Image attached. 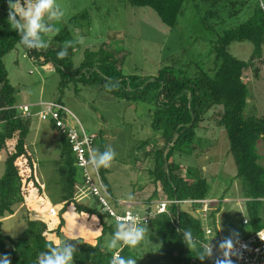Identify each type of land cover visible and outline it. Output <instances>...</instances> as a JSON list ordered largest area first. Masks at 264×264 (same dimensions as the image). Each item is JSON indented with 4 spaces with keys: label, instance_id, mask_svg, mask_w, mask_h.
<instances>
[{
    "label": "trees",
    "instance_id": "obj_1",
    "mask_svg": "<svg viewBox=\"0 0 264 264\" xmlns=\"http://www.w3.org/2000/svg\"><path fill=\"white\" fill-rule=\"evenodd\" d=\"M185 1L128 0V3L149 7L163 24L173 27L184 11ZM198 1L206 6L201 20L207 28L215 29L208 51L213 56L211 69L204 68L199 62L180 64L177 57L169 56L160 63L155 74H125L122 72L124 56L107 49L105 42L96 49L86 48L83 57L74 66L72 59L77 45L71 26L76 18L84 19L86 12L69 18L57 31L54 30L46 42L47 49H27L21 44L16 30L6 32L0 29V151L7 148L9 142L12 143L0 175V254L8 255L11 264H38V257L47 252L49 246L64 242H52L48 234L56 237L61 235L66 223L64 212L69 205L88 219L96 218L99 227L97 236H89L91 244L85 245L80 237L66 239L76 248L74 264H110L113 255L117 254L136 261L138 259V247L131 249L119 246L112 251L103 247L105 237H112L117 221L103 210L96 196L90 194L92 203L77 199V185L83 183L82 173L75 164V153L65 134L58 132L54 122L49 120L51 129L58 133L61 141L57 160L61 205L55 213L56 224L48 227L46 220L38 216L28 220L27 227L15 237L1 231V218L13 214L15 205L30 200V189L35 190L37 195L42 192L35 176V161L26 142L29 115H24L18 109L14 87L3 64V57L17 45L22 46L27 56L36 63L53 66L59 74L60 90L69 82H79L96 86L97 90L119 99L144 101L151 105L148 109L150 125L153 130H159L162 143L154 150L156 156L153 168L149 170L154 189L148 201L161 195V198L171 202L167 204L166 211L152 216L149 213L154 209L149 204L144 214L147 219L136 223L146 225L145 235L153 245L150 255L146 254L148 258H144L147 264H151L148 262L150 257L153 259V254L161 263L214 264L217 258L215 253L203 261L198 258L201 245L210 244L216 250H223L219 248V244L226 240L223 236H232L234 244L264 228V164L257 150L258 142L264 140V113L257 115L252 107L245 113L250 81L244 79V74L248 72L250 80H257L264 65V5L259 2L247 19L219 31L218 25L225 24L226 17L234 16L246 1L193 0L196 7ZM236 42L252 44L249 57L240 59L231 54L230 45ZM66 46L67 56L58 58L57 53ZM53 102L64 106L59 99ZM210 110H215L217 125L225 130L228 152L236 169L235 177L243 190L247 220H242V223L247 224L249 229L244 238L237 232L234 214L229 208L221 207V200H217L214 209L204 211L209 229V233L206 232L203 220L196 212L203 211L202 200H207L208 183L200 173V168L185 166L174 157L176 154L198 156L194 151L197 146L194 143L196 131ZM94 135L93 146L97 144V151H104L103 144L98 142L100 136ZM143 142L149 143V139ZM105 171L103 167L99 169L103 180ZM113 201L108 203L116 214L123 215L126 210H131L128 205L119 207L126 203ZM47 211L44 208L42 213ZM219 212L222 214L220 232L216 229V214ZM133 213L137 214L136 211ZM183 231L192 233V245L188 246L184 242Z\"/></svg>",
    "mask_w": 264,
    "mask_h": 264
},
{
    "label": "rangeland",
    "instance_id": "obj_2",
    "mask_svg": "<svg viewBox=\"0 0 264 264\" xmlns=\"http://www.w3.org/2000/svg\"><path fill=\"white\" fill-rule=\"evenodd\" d=\"M245 1L246 4L241 6L239 12L226 17L225 24L218 25L219 31L244 21L253 13L259 2L262 4L261 0ZM35 2L36 0H18V6L27 9L29 5L34 6ZM197 4L196 7L193 0H186L183 13L175 25L169 27L163 24L155 11L149 7L132 6L128 0H56V5L64 12V16L57 21L50 17L49 12L42 13L40 23L45 30H38V35L42 41L47 42L54 30L57 31L69 18L86 12L84 19L76 18L71 26L77 45L72 59L74 66L79 63L86 48L96 49L100 43L105 42L107 49L124 56L122 72L125 74H155L160 63L169 56L177 57L180 64L187 61L199 62L204 68L211 69L213 56L208 54V51L215 29L207 28L201 20L205 4L199 1ZM8 12V0H0V29L6 32L14 30L7 22ZM252 49L251 43L236 42L230 45L229 50L235 57L246 59ZM3 64L14 87L17 106L27 104L30 106L29 111L32 109L29 113L26 142L35 161V176L42 187L40 195L30 189L31 199L15 205L13 214L1 218V231L4 234L17 236L27 227L28 220L38 216L46 220L48 227L56 224L55 213L61 205L57 171L61 141L48 121L39 117L38 111L42 110V104L58 99L85 132L98 134V142L103 144L104 149L111 148L116 154L110 167L105 169V179L101 176L105 188L108 189V201L126 203L119 207L128 205L140 216L145 214V208L149 204L152 208L157 206V202L163 199L161 195L148 201L154 189L149 170L153 168L156 156L154 150L162 141L159 138V130H153L150 125L148 109L151 105L144 101L119 99L97 90L96 86L79 82H69L60 90L59 74L53 66L31 60L20 45L3 57ZM244 79L250 81L245 113L252 107L257 115L263 114L264 65L257 80H250L248 72L244 74ZM213 111L215 110L207 112L201 127L196 131L194 143L197 146L194 151L198 156L176 154L174 157L185 166L200 168V173L208 183L206 199L209 203L203 205V211L196 212L201 216L204 228H208L204 211L214 209L217 200H221V207L229 208L234 214L237 232L244 238L249 229L247 224L242 223V220H247L243 190L235 177L236 169L228 152L225 130L217 125ZM146 139H149V143L143 142ZM11 144L9 142L7 148L0 151V175L4 170V160ZM97 147V144H94V151H97ZM257 150L264 164V140L258 142ZM129 194L131 199H128ZM77 199L87 203L93 202L90 193L81 184L77 185ZM44 208L48 209L46 213H42ZM64 217L66 223L61 235L56 237L48 234L52 242L61 243L67 238L80 237L82 242L88 245L92 243L89 236L98 235L94 230L95 222L77 212L72 205L67 207ZM221 218L222 214L217 213L216 229L219 232ZM142 226L146 228L145 224ZM96 227L98 228V224ZM232 238L223 236V239ZM110 239L107 235L104 244ZM149 243L145 235L137 246L136 264H147L144 258H148L146 254L150 255V248L153 247ZM118 248L119 246L116 249ZM154 256L153 254V259L149 258L148 263L168 264L159 262Z\"/></svg>",
    "mask_w": 264,
    "mask_h": 264
},
{
    "label": "clouds",
    "instance_id": "obj_3",
    "mask_svg": "<svg viewBox=\"0 0 264 264\" xmlns=\"http://www.w3.org/2000/svg\"><path fill=\"white\" fill-rule=\"evenodd\" d=\"M8 3L7 22L12 29L17 31L21 44L27 49H47L48 44L41 40L38 30H45L40 23L42 13L49 12L50 17L57 21L64 16V12L56 5V0H36L34 6L29 5L27 9L18 6V0H8ZM261 3L264 4V0H261ZM67 54L66 46L57 53V57L63 59ZM115 155L111 148L102 152L94 151L89 154V163L95 170H99L101 167L106 169L110 167ZM131 198L132 196L129 194L128 199ZM145 233L146 228L144 226L136 224L130 219L122 220L117 217L112 237L103 247L108 251H112L118 246L135 249L144 239ZM183 240L188 246L194 243V237L190 231H183ZM67 241L58 246H49L48 251L41 253L38 257V264H74L73 258L76 254V248ZM219 248L224 250L223 258H216L214 264H233L229 258L233 248L232 240H224L219 244ZM198 252V258L203 261L206 257L212 256L213 249L210 244H207V246L201 245ZM0 264H11L9 256L0 254ZM110 264H136V260L117 254L113 255Z\"/></svg>",
    "mask_w": 264,
    "mask_h": 264
},
{
    "label": "built area",
    "instance_id": "obj_4",
    "mask_svg": "<svg viewBox=\"0 0 264 264\" xmlns=\"http://www.w3.org/2000/svg\"><path fill=\"white\" fill-rule=\"evenodd\" d=\"M43 108L39 112L42 120L53 121L57 131L64 133L69 144L76 156V165L82 173V186H84L91 195L97 197L103 210L117 221V217L122 220H132L135 223L147 219L146 215L139 216L131 210H126L123 215L116 214L108 203L109 193L105 188L99 170L93 169L89 163V154L94 152L93 138L94 134H88L82 126L76 121L72 114L61 104L50 102L41 105ZM18 109L24 114L29 115L30 106L23 104ZM208 201V200H207ZM202 200L203 205H207L209 201ZM171 201L162 199L157 202V206L149 213L152 216L156 213L166 211V206ZM245 222V220H244ZM209 233V229L206 230ZM257 241V242H256ZM259 241V242H258ZM211 246V245H210ZM213 253L217 258H223L224 250H216L211 246ZM264 228L248 236L247 238L235 241L230 253V259L233 264H263L264 263Z\"/></svg>",
    "mask_w": 264,
    "mask_h": 264
},
{
    "label": "crops",
    "instance_id": "obj_5",
    "mask_svg": "<svg viewBox=\"0 0 264 264\" xmlns=\"http://www.w3.org/2000/svg\"><path fill=\"white\" fill-rule=\"evenodd\" d=\"M89 219H92V221H94L95 223H93L94 224V230L96 231V232H98V234H99V227L97 228L96 227V224H98V221H97V219L96 218H89ZM91 237V236H90ZM94 238V237H93Z\"/></svg>",
    "mask_w": 264,
    "mask_h": 264
}]
</instances>
